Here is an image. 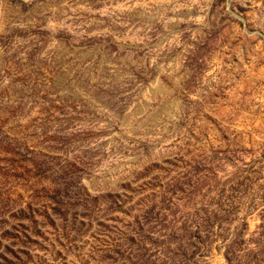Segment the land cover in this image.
<instances>
[{"label":"rangeland","instance_id":"1","mask_svg":"<svg viewBox=\"0 0 264 264\" xmlns=\"http://www.w3.org/2000/svg\"><path fill=\"white\" fill-rule=\"evenodd\" d=\"M0 264H264V0H0Z\"/></svg>","mask_w":264,"mask_h":264}]
</instances>
